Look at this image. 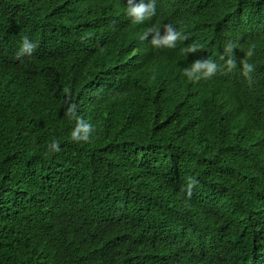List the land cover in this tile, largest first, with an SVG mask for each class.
I'll use <instances>...</instances> for the list:
<instances>
[{"label":"trees","instance_id":"1","mask_svg":"<svg viewBox=\"0 0 264 264\" xmlns=\"http://www.w3.org/2000/svg\"><path fill=\"white\" fill-rule=\"evenodd\" d=\"M71 1L0 0V264H264V0H223L242 2L229 19L156 0L139 24L126 0ZM165 24L187 39L152 48L142 37ZM225 38L251 85L220 59ZM201 53L223 70L189 81ZM71 105L88 142L69 140Z\"/></svg>","mask_w":264,"mask_h":264},{"label":"clouds","instance_id":"2","mask_svg":"<svg viewBox=\"0 0 264 264\" xmlns=\"http://www.w3.org/2000/svg\"><path fill=\"white\" fill-rule=\"evenodd\" d=\"M156 9V0H128L127 13L133 19V22L137 24L150 20L156 14ZM149 36H151V47L157 49L175 48L180 40L187 39L186 36H184L171 24H165L160 29L155 27L149 28L142 38L147 39ZM35 42L36 41L32 38H30L28 42L27 37H25L22 52L27 51V53H31L35 48ZM200 47L201 46L199 44L193 43L185 49H182V51L186 53H196ZM235 47V44L229 42L225 47V54L220 57L221 60H224L225 55L228 56V59L225 62L228 71L237 67V62L233 55ZM254 49V45L250 46L249 50L245 54L246 57H252L254 55ZM240 66L242 75L247 79L249 85H251V73L255 71L254 65L249 63L247 59H241ZM222 70L223 67L216 59L208 54L206 55L201 53L188 63V65L183 69V74L189 81L199 82L200 80H207L218 76ZM67 91L68 89H65V92ZM68 111L72 112L71 117L77 119V126L74 131L70 132L69 140L75 143L88 142L95 134V131L92 132V126L76 116L75 105H71ZM52 147L58 150V144L53 143ZM197 183L198 181L195 179L189 178V181L184 189L188 198L191 197L192 190Z\"/></svg>","mask_w":264,"mask_h":264},{"label":"bare ground","instance_id":"3","mask_svg":"<svg viewBox=\"0 0 264 264\" xmlns=\"http://www.w3.org/2000/svg\"><path fill=\"white\" fill-rule=\"evenodd\" d=\"M68 1L72 2L71 0H68ZM201 1L211 3L210 5H212L213 7H217L218 9H220L223 12V14L226 15V17L228 19L231 18V17H233V18L238 17V16H234V14H228V13H232L231 11H233L234 9H237V8L242 7V2H239V1H236V3L233 4L232 6H229L226 3H224L223 0H221V2H220L221 4H216L217 2L215 0H201ZM255 1H258V0H255ZM62 3H63V5L65 4V2H62ZM68 10H69L68 7L67 8H63V13L62 14L66 13ZM228 11H230V12H228ZM73 13H74V11H73ZM179 14L181 15L180 18L184 19L187 23H193L198 17L201 16V12L199 11V9H196V8H191V10H188V11H180ZM239 19H241V18H239ZM61 20H68V19H61ZM257 20L259 22L261 21V19L259 17H257ZM47 26L48 25H46L45 27H47ZM42 36L43 37H46V38L54 39L59 44H62L63 41H64L62 38H56V36H55V34H53V32H52V34L42 33ZM224 41H225L226 45L229 42L235 44L234 42L230 41L229 38H225ZM235 46H236V44H235ZM238 49L240 50V48H238ZM233 52L235 53V55H234L235 58L238 59L236 61L240 62L241 60H239V59H240V57H241V55L243 53L241 54L239 51L236 50V48L233 50ZM93 88L94 87H92L91 89H93ZM78 114H81V112L78 111ZM83 153L84 152H79V153L76 154V156H78L80 154H83ZM72 154H74V153H72ZM112 168H115L114 171L116 173L117 172V169H118V166H113ZM132 168L134 169V167H132ZM175 171H177V170H175ZM177 172L180 173L179 171H177ZM132 180H133V182L135 181L134 177H132V179H131V184H132ZM21 186H22V182H21ZM195 218H201V217H195ZM262 262L264 263V260H262ZM110 263H112V262H109L108 264H110Z\"/></svg>","mask_w":264,"mask_h":264},{"label":"water","instance_id":"4","mask_svg":"<svg viewBox=\"0 0 264 264\" xmlns=\"http://www.w3.org/2000/svg\"><path fill=\"white\" fill-rule=\"evenodd\" d=\"M127 8H128V0H126V3H125V11H124V13H125V16H126V20L133 22V19L127 13Z\"/></svg>","mask_w":264,"mask_h":264}]
</instances>
